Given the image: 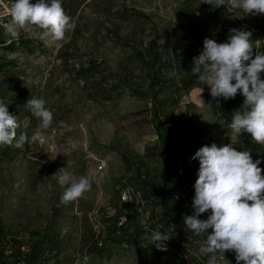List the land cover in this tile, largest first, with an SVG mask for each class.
<instances>
[{
	"label": "rangeland",
	"instance_id": "1",
	"mask_svg": "<svg viewBox=\"0 0 264 264\" xmlns=\"http://www.w3.org/2000/svg\"><path fill=\"white\" fill-rule=\"evenodd\" d=\"M14 2L0 0V24L5 28L12 20ZM203 3L62 0L72 25L64 39L27 25L12 35L35 41L30 47H0V62L12 63L0 71V99L18 117L17 139L21 133L28 137L19 147L14 141L10 150L0 148V217L24 244V251L37 240L31 231L49 233L40 243L36 264H181L180 259L207 264V256L193 254L197 237L185 231L183 218L194 210L180 190L177 166L167 155H149V148H161L156 147L150 122L152 99L124 86L115 88L125 81L147 89V68L137 55L147 54L150 42L156 40L164 65L165 84L159 89L163 115L186 117L197 125L187 149L190 157L213 142L232 143L243 151L245 133L233 139L228 127L237 111L231 99H213L199 79L197 84L183 80L194 74L193 57L205 38L222 43L229 36L219 17L210 12L211 6ZM229 10L253 32L264 19ZM263 41L264 36L255 42L253 58L255 52L261 53ZM30 98L44 99L53 113L43 145L31 141L38 120L26 106ZM262 147L258 157L264 160ZM61 168L77 178L87 177L90 191L75 202L61 203L64 188L53 177ZM144 183L152 199L143 191ZM124 193L130 197L127 202ZM122 224L130 232L138 231L130 242H113L112 235H120L116 231ZM158 226L172 236L170 250L160 258L150 240ZM98 235L104 241L102 254L94 252L92 236ZM54 240L60 242L59 252Z\"/></svg>",
	"mask_w": 264,
	"mask_h": 264
},
{
	"label": "clouds",
	"instance_id": "2",
	"mask_svg": "<svg viewBox=\"0 0 264 264\" xmlns=\"http://www.w3.org/2000/svg\"><path fill=\"white\" fill-rule=\"evenodd\" d=\"M212 9L227 7L245 15H264V0H204ZM11 22L6 31L15 35L18 28L27 25L46 30L54 39L62 40L72 27L62 0H15L11 8ZM251 31L232 28L228 39L218 43L212 38L203 40V48L193 57L191 72L210 88L213 99L244 97L242 106L234 112L228 125L232 138L247 133L253 141L264 145V53L253 58ZM203 89H201V92ZM201 103L203 101L200 99ZM27 107L37 118L32 142L46 143L44 130L53 121V113L42 98H30ZM18 117L8 110L0 99V145L19 147L28 137L21 133ZM199 161L197 179L192 198L193 214L183 218L185 231L195 234L194 255L207 256V264H230L225 253H235L237 264H264V169L261 161L253 160L250 150L239 151L232 143L215 142L196 150L191 157ZM64 188L61 203L68 204L90 191L87 177H75L67 168L53 175ZM209 213L207 219L201 215ZM211 230V232H209ZM171 235L159 230L152 232L150 240L157 250L167 251L166 242Z\"/></svg>",
	"mask_w": 264,
	"mask_h": 264
},
{
	"label": "trees",
	"instance_id": "3",
	"mask_svg": "<svg viewBox=\"0 0 264 264\" xmlns=\"http://www.w3.org/2000/svg\"><path fill=\"white\" fill-rule=\"evenodd\" d=\"M1 7L2 6L0 5V8ZM209 10L214 16L219 17L220 21L224 24L225 30L228 35L229 30L232 28L251 31L253 51L256 49L255 42L259 39V37L264 36V19H262L257 25V32H253L251 29L242 26V22L240 21V19L234 16V14L230 12L229 8L220 7L213 10L211 6ZM140 16L144 17V15ZM34 42L35 41L29 38L14 37L11 33L6 31L5 27L0 24V47H3L5 49H15L16 47L21 46L30 47ZM258 51L264 53V41L261 43ZM137 56L147 68V75L149 80L147 89L134 87L125 81H119V83L115 85V88L124 86L126 88H129V90L137 96H150L153 101L150 108V122L157 135L158 143L156 144V147L161 148L160 150L156 151H152L149 148V155L152 157L167 155L173 160L179 171L181 188L180 190L183 194V197L189 199L192 202V198L195 194L193 186L197 179L199 163H197L196 160L191 159L189 153H187V149L191 141L194 139L197 125L195 121H193L192 119H187L186 117H176L172 113H166L165 116L163 115L164 107L161 106V101L159 99V89L165 84L163 76L164 65L162 64V58L159 52V45L157 41L152 40L150 42L147 54L139 53ZM11 65L12 63L10 62H0V71L9 68ZM197 79L198 74H193L192 76L184 77L183 80L185 82L192 80L194 82L193 84H197ZM243 101L244 97L241 94H237L234 99H231V102H233L234 106L233 109L238 110L242 106ZM225 115L232 116L233 112L228 114L225 113ZM13 143L11 145H0V148L3 150H10ZM262 148L263 147L261 144L253 141L252 138L247 133H245V137L242 141V150H250L253 160H260L261 163L259 167L261 169H264V160L258 157ZM122 159L130 167H135V163L133 161H129L127 156L122 155ZM262 175H264V173H262ZM142 189L145 194H149V196H151L152 191L149 189V186L147 184L144 183L142 185ZM208 214L209 213L202 214L200 218L207 219ZM157 230L165 233V229L163 227L158 226ZM137 231L130 232L127 227L122 224L116 231L119 232L120 235H112L113 237L111 238V240H113L115 237L116 239H114L113 242H130L134 238ZM209 232H211V230H209ZM48 234L49 233L46 231H31V235L33 237H36L37 240L34 242L31 248H29L27 251H24V244L10 232V230L7 228L2 218L0 217V264H22L25 262L29 264H36L41 258L40 243ZM92 240L96 248L94 252L102 254L104 249L103 247H100V245H104L103 238L100 235L92 236ZM168 242L169 241L166 242L167 251H160L154 247V249L156 250L154 252L156 257L160 258L170 250L171 244ZM53 244L55 250L59 252L60 242L58 240H54ZM141 251L145 252L143 248H141ZM205 258L208 259V257ZM225 259L228 260L230 264H237L235 253L232 251H228L225 253ZM180 262L181 264H186V261L183 259H180ZM221 264H224V262H221ZM239 264H242V261L239 262Z\"/></svg>",
	"mask_w": 264,
	"mask_h": 264
},
{
	"label": "built area",
	"instance_id": "4",
	"mask_svg": "<svg viewBox=\"0 0 264 264\" xmlns=\"http://www.w3.org/2000/svg\"><path fill=\"white\" fill-rule=\"evenodd\" d=\"M122 199L127 202L130 199V197L127 193H124Z\"/></svg>",
	"mask_w": 264,
	"mask_h": 264
}]
</instances>
